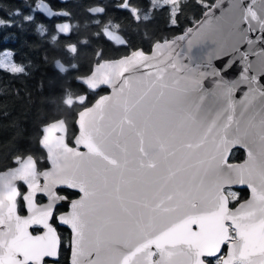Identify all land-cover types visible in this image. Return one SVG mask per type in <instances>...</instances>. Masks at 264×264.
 <instances>
[{
  "label": "snow or ice",
  "instance_id": "6c2138e0",
  "mask_svg": "<svg viewBox=\"0 0 264 264\" xmlns=\"http://www.w3.org/2000/svg\"><path fill=\"white\" fill-rule=\"evenodd\" d=\"M252 4L231 0L220 17L182 37L190 48L207 46V59L201 67L211 72L202 73V78L213 76L229 98L224 113L217 114L204 132L199 131L193 116L175 123L149 107L144 93L131 94L116 115L101 116L91 132L85 133L78 122L81 134L75 143L86 152H73L62 143L56 149L73 156L71 175L37 173L31 156H18L19 166L11 175L0 174V264H45L46 258L58 259L59 237L50 221L55 204L67 197L58 195L57 186L82 194L71 202L69 213L58 217L74 233L71 264H207L205 258H216L217 264H264V47L255 51L257 43L264 42V15H258ZM38 7L55 14L43 2ZM119 7L140 20L141 10L132 7L130 0H122ZM169 9L174 26L177 11ZM89 11L103 14L105 8ZM15 15H20L19 9ZM23 19L32 21L34 17ZM13 23L0 19V25ZM57 27L61 34H70L69 24ZM257 31L261 34L250 38ZM103 32L117 43H125L107 25ZM67 51L75 56L77 46L71 44ZM250 54L256 59L249 61ZM131 55L139 58L143 53L136 50ZM225 57L238 58L242 64L238 79L225 78L232 59L220 69L213 66V61ZM57 65L65 71L59 62ZM8 67L12 73L25 71L14 63ZM82 82L97 87L92 77ZM242 85L247 86L246 99L237 109L231 98ZM86 99L79 96L77 102ZM50 127H44L41 144L52 160V146L62 139L63 131L54 128L50 142ZM235 146L247 149L248 159L242 164L229 162ZM53 167H58L55 161ZM40 176L45 179L43 186ZM17 179L29 189L23 196L27 217L17 214ZM234 185H246L251 198L232 210L230 200L235 201L238 194L228 189ZM38 193L47 196L48 204L37 206ZM33 226L46 231L32 235L29 229ZM224 248L227 252L221 255Z\"/></svg>",
  "mask_w": 264,
  "mask_h": 264
},
{
  "label": "trees",
  "instance_id": "16d2710c",
  "mask_svg": "<svg viewBox=\"0 0 264 264\" xmlns=\"http://www.w3.org/2000/svg\"><path fill=\"white\" fill-rule=\"evenodd\" d=\"M47 1L67 15L46 18L37 10V0H0V19L14 22L10 27L0 25V55L10 50L14 62L25 69L23 73H12L0 64V170L14 165L18 156L27 154L35 158L39 167H45L46 154L39 144L42 125L63 117L68 141L72 142L77 131V112L107 91V88L90 91L78 77L89 73L93 64L102 58L119 57L138 47L150 50L155 41L170 38L195 22L214 0H204L203 4L198 0H176L172 6L169 4L177 11L174 26L170 23L169 7L163 6L165 3L154 4L153 0H130L132 7L141 10L140 20L119 7L122 0ZM98 3L105 7V13L89 11L90 6ZM17 9L20 15H15ZM145 14L149 17L147 20L143 19ZM28 15L34 19L25 21L23 17ZM62 19L72 23L69 36L55 29V22ZM107 24L118 25L113 28L125 37L126 45H118L104 35L102 28ZM70 43L77 46L75 56L67 51ZM98 52L102 55L98 56ZM57 62L65 71L60 70ZM79 93H86L83 104L74 99ZM68 100L73 102L69 104ZM243 154L242 149L235 148L230 159H242ZM19 188L24 190L21 184ZM234 190L238 194L243 192ZM62 191L69 196L75 194L67 189ZM20 203L19 210L23 207ZM64 252L61 255L67 257L68 253Z\"/></svg>",
  "mask_w": 264,
  "mask_h": 264
},
{
  "label": "water",
  "instance_id": "95a60500",
  "mask_svg": "<svg viewBox=\"0 0 264 264\" xmlns=\"http://www.w3.org/2000/svg\"><path fill=\"white\" fill-rule=\"evenodd\" d=\"M63 1V0H61ZM43 2L50 9L51 13L59 14L65 13L62 9H55L47 0H37V10L45 15L46 18H52L55 14H50L39 8L38 5ZM231 0H214L210 6H208L201 16L192 24L186 26L182 31L176 33L170 38L155 41L150 50H144L142 47H138L128 54L121 55L115 58H102L93 64L91 71L83 76L78 77V81L82 83L90 91L97 92L102 88H107V91L99 94L90 104L83 106L78 112L76 117L77 131L73 136L72 142L68 141L67 138V125L63 117L54 119L50 122L45 123L41 127V134L39 137V144L43 148L46 154L47 165L45 167L39 168L35 158L31 154H27L24 158L31 156L35 161V169L37 173H51L55 172L59 177H64L71 175L74 171L75 160L70 152L67 151H57L62 143L67 149L74 151H79L81 153L86 152V148L83 146H77L75 141L81 134L80 123L84 126L85 133L91 132L97 124L100 122L101 116L116 115L119 112L120 107L128 101L131 94L144 93L147 96L146 103L149 107L154 108L157 113L167 117L175 123H179L183 120L186 115H191L194 117L199 127L200 132H204L208 125L211 124L213 120L217 118V114H223L224 110L229 104V98L224 96L222 91L217 87V80L208 75L202 78V73L211 72L210 68H203L206 62V52L207 46L204 44L193 45L189 47L187 39H184L185 35L189 33V30L195 32L199 27L213 20V17H220L222 11L226 10L229 6ZM243 3L252 4V0H242ZM216 5V7H212ZM254 10L257 11L258 15H264V0H255L252 4ZM103 7L102 4H95L89 7ZM211 15H207V14ZM94 14V13H93ZM67 23L70 26V34L72 23L69 19H62L55 22V29L58 31V25ZM256 23V22H253ZM246 26V25H242ZM105 27V26H104ZM103 27V29H104ZM111 31L118 35L121 39L125 41V37L117 30L108 26ZM104 33V32H103ZM62 34L64 36H69ZM261 33L257 31L256 33H250V38H254L255 35H260ZM105 35V34H104ZM106 36V35H105ZM109 40L117 43L115 40L106 36ZM208 43H211L209 41ZM74 44L70 43L69 45ZM119 44V43H117ZM68 45V46H69ZM123 45V44H122ZM264 47V42H258L255 51H260ZM244 48H247L245 45ZM136 50H142V57H133L131 54ZM122 58L124 59L122 61ZM229 59L233 60V66L225 74V78L229 80L238 79L239 72L242 69V64L237 62L238 58L225 57L219 60L213 61V66L217 69L222 68V66L228 62ZM255 55H249V61L255 60ZM95 73V75H93ZM86 77H92L94 83L97 84L96 88H90L82 80ZM247 92V86L242 85L232 94L233 104L239 108V106L245 101V93ZM79 96H86V93H79L75 96V101ZM85 102V101H84ZM83 102V103H84ZM99 102V107H97ZM79 103V102H77ZM79 103V104H83ZM81 113H83V118H81ZM53 122H56L53 124ZM60 122H63L62 124ZM45 126H53L49 129V141L52 140V132L54 128H60L63 131L62 139L58 140L53 144V159L49 158V151L42 144V136L44 135L43 129ZM221 131V129H217ZM215 135V133H213ZM57 137H60V133H56ZM211 147V146H210ZM234 148H241L244 150V158L240 161H231L229 157V162L233 164L244 163L247 157V149L242 146H235ZM232 149V150H233ZM231 150V152H232ZM231 156V154H230ZM53 161L58 165L54 169ZM19 165L15 163L5 169L0 170V174L11 175V170L16 169ZM19 196L23 201L25 208V213H20L18 209L17 202V214L21 217H27L29 211L27 209V204L23 200V196L28 193L29 189L27 184L20 179L15 182ZM22 183L25 186L23 191L20 190L19 184ZM45 179L43 176L39 177V184L43 186ZM232 187H247L246 185H234ZM68 188L67 186H57L56 191L58 195L67 197L66 200L58 201L54 206V212L59 205H66L67 208L57 214V219L60 215L67 214L71 211V202L77 200L81 197V193L78 190V195L69 198L66 194L60 193L58 189ZM248 188V187H247ZM249 189V188H248ZM35 202L37 206H44L48 204V198L38 202L37 197ZM17 197V199H18ZM251 198V192L249 189V196L246 200L240 201L234 207L230 208L235 210L239 207L241 203L249 200ZM51 222V221H50ZM59 224L66 226L70 230V263L72 261V241L74 233L72 232L70 226L63 224L59 221ZM52 223V222H51ZM56 228V226L52 223ZM41 228V232L33 234L32 228ZM32 235H42L46 230L42 226H33L29 229ZM57 231V228H56ZM57 235L59 237L58 231ZM60 246V237H59ZM154 250V249H153ZM52 259V258H51Z\"/></svg>",
  "mask_w": 264,
  "mask_h": 264
},
{
  "label": "flooded vegetation",
  "instance_id": "af4514ba",
  "mask_svg": "<svg viewBox=\"0 0 264 264\" xmlns=\"http://www.w3.org/2000/svg\"><path fill=\"white\" fill-rule=\"evenodd\" d=\"M104 26H106V25H104ZM103 26V27H104ZM107 26H109L108 24H107ZM111 27V26H110ZM113 28V27H112ZM114 29H116V28H114ZM118 30V29H117ZM102 31H103V28H102ZM119 31V30H118ZM120 32V31H119ZM121 33V32H120ZM112 41V40H111ZM115 43V42H114ZM117 44V43H116ZM126 44H127V41H126ZM126 44H123V45H126ZM118 45H122V44H118ZM148 51V50H147ZM235 149V148H234ZM233 149V150H234ZM241 149V148H240ZM233 150H232V152H233ZM243 150V149H242ZM243 152H244V150H243ZM243 156H244V154H243ZM230 158H231V156H230ZM244 158V157H243ZM242 158V159H243ZM242 159H239V160H232V159H230L231 161H240V160H242ZM39 167V166H38ZM39 168H41V167H39ZM21 185H23L22 183H20ZM24 186V185H23ZM24 189H25V186H24ZM65 190V189H67V190H70V189H68V188H60V189H58V191L60 192V193H64V194H66L69 198H72V197H75L76 195H78V192H76V191H74V190H70V191H72V192H74L75 194L73 195V196H69L68 195V193H66V192H63L62 190ZM234 189H238V190H242L243 192L242 193H237ZM21 190V189H20ZM228 190H230V191H232V192H235V193H237L238 194V196H237V199L235 200V201H232V200H230V203H229V208H232V207H234L237 203H239L240 201H243V200H246L247 198H248V196H249V189L247 188V187H243V188H240V187H231L230 189H228ZM22 191V190H21ZM46 199V197L44 196V195H42V194H39L38 195V197H37V200H38V202H41V201H43V200H45ZM20 201L22 202V209L21 210H19V212L20 213H25V208H24V205H23V201H22V199H21V197H18V199H17V202H18V206L21 204L20 203ZM67 208V206L66 205H59L57 208H56V210H55V212H54V215H53V218H52V220H51V222L56 226V228H57V231H58V234H59V237H60V246H59V257H58V259H51V258H46L45 259V264H71L70 263V230L66 227V226H63V225H61V224H59V222H58V219H57V214L59 213V212H61V211H63V210H65ZM18 209H19V207H18ZM41 228H37V227H35V228H32L31 229V231H32V233L33 234H37V233H39V232H41ZM65 237V238H64ZM64 250H65V252H64ZM61 251H63L64 252V254H67L68 253V255H67V257L66 256H62L61 255ZM155 251V250H154ZM226 252H227V248H224L223 250H222V253H221V255H223V254H226ZM155 258V257H154ZM206 259V261H207V264H217V260H216V258H205Z\"/></svg>",
  "mask_w": 264,
  "mask_h": 264
},
{
  "label": "rangeland",
  "instance_id": "374dc122",
  "mask_svg": "<svg viewBox=\"0 0 264 264\" xmlns=\"http://www.w3.org/2000/svg\"><path fill=\"white\" fill-rule=\"evenodd\" d=\"M158 3H168L171 6L176 2V0H156ZM16 64L12 59V52L10 50H5L0 55V64L6 68H9L11 64ZM17 65V64H16ZM73 100V98H72Z\"/></svg>",
  "mask_w": 264,
  "mask_h": 264
},
{
  "label": "bare ground",
  "instance_id": "6f19581e",
  "mask_svg": "<svg viewBox=\"0 0 264 264\" xmlns=\"http://www.w3.org/2000/svg\"><path fill=\"white\" fill-rule=\"evenodd\" d=\"M36 8H37V2H36ZM53 18V17H52ZM51 19V18H50Z\"/></svg>",
  "mask_w": 264,
  "mask_h": 264
}]
</instances>
